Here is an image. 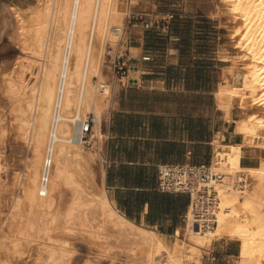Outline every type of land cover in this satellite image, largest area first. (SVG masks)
Listing matches in <instances>:
<instances>
[{"label":"bare ground","instance_id":"bare-ground-1","mask_svg":"<svg viewBox=\"0 0 264 264\" xmlns=\"http://www.w3.org/2000/svg\"><path fill=\"white\" fill-rule=\"evenodd\" d=\"M125 1L36 0L0 9V39L12 27L21 53L0 81L8 102L0 110V155L10 140L17 160L8 186L0 168V264H20L25 255L33 264H198L200 251L224 238L240 242L245 263H261L264 0H214L211 15L228 30L231 53L214 98L226 119L240 110L242 143L216 139L211 163L193 169L183 242L126 217L104 186L102 126L114 88L105 61L129 36ZM243 145L259 153L258 165H241ZM80 243L91 252L86 258Z\"/></svg>","mask_w":264,"mask_h":264},{"label":"crops","instance_id":"crops-1","mask_svg":"<svg viewBox=\"0 0 264 264\" xmlns=\"http://www.w3.org/2000/svg\"><path fill=\"white\" fill-rule=\"evenodd\" d=\"M160 4V0L126 2L127 16L132 17L125 67L115 71L118 81L113 79L102 128L101 160L104 186L115 206L129 219L175 242L192 198L161 191V168L208 166L216 139L224 137L223 143L236 145L242 136L235 132V109L226 119L214 98L225 73L219 66V37L178 28L194 25L163 17ZM214 20L208 17L204 22ZM241 151V165L259 164L255 148L243 145ZM231 242L219 245V258L206 264H232Z\"/></svg>","mask_w":264,"mask_h":264},{"label":"rangeland","instance_id":"rangeland-1","mask_svg":"<svg viewBox=\"0 0 264 264\" xmlns=\"http://www.w3.org/2000/svg\"><path fill=\"white\" fill-rule=\"evenodd\" d=\"M203 1L204 0H160L161 4L159 7L160 8L159 12H161L163 14V17L165 18L173 19L176 21L188 20L190 21L188 23H191L192 25H194V26H186V25L178 26V28L192 29V30L196 28L200 30V32L202 33L209 34L210 37H216V36L219 37L218 42H219V48L221 49V52H219V56L222 59V61L219 63V66L224 67V71H225L224 80H225V78L229 76L228 74L229 71L227 69V66L231 64L230 61L226 59V58H229L231 54L230 50H228L229 49L228 48L229 42H228V37H227L228 30L223 26V24H221L222 21L220 19L215 18L211 15V11L214 9L215 1L207 0L208 1L207 3H206V0L204 2ZM35 2L36 0H0V9L2 8L4 10L6 9L5 10L6 12V11H9L7 9L8 8L10 9L9 6L11 4H17L23 7H29ZM125 2H127V0ZM202 3H205V4H202ZM130 17H132L131 13L128 14V16L125 18L126 28L129 25V22H130L129 20L131 19ZM208 17H212L215 20L213 22H210L209 24H205L206 22H204V20L208 19ZM216 24L220 25L218 29H215L214 27ZM8 32H11L12 34L13 28L12 27L10 28L9 26V28L6 30V32L2 35V38L0 39V81L2 77L1 74L5 72L7 69H9L10 66L12 65V62L14 61V58L21 54L13 38L9 37L10 33L8 34ZM128 40H129V36L124 41L126 48H127ZM125 47H122L119 49L117 48L115 52H111V53L108 52V55L106 57L105 65L108 70L107 74L110 75L112 81L113 79L118 81L115 71H116V67L120 65V62L125 61V57H126ZM119 86L120 84L117 86V88H119ZM7 105H8V102L4 98V91L2 89V84L0 82V110L1 112H4L7 109ZM235 112L237 116L239 113H241L238 108H235ZM103 125H104V122H103ZM12 143H13L12 141L7 140L5 144H3L4 148L2 147L3 150H1V155H0V168H1L2 182L3 184L6 183L5 184L6 186H8L10 183L9 179L11 178V172H12L11 169L15 164H17V160L14 157L15 149L14 151H12L13 149V145L11 146ZM86 146L91 147L90 145H86ZM101 149H102V145H101ZM13 160H16V161H13ZM101 163H102V160H101ZM3 231L4 230H2V232ZM177 241L179 242L186 241V238L183 232L181 233V237H177L176 242ZM227 241H231V240H228L227 238H224L223 240L220 239V240L214 241L210 247L206 249H202L200 251L201 253L199 256L200 259H199L198 264H206L208 262V259H212L213 257H216V259H218L220 256L219 245H222ZM233 241L234 242H231L228 244L229 247L233 246V248H230L229 251L235 254V257H231L232 264H253V263H245V261L242 258L240 242L237 240H233ZM78 250H79V255L82 258H86L88 255L91 254L89 249L81 245V243H80V246L78 247ZM32 255L34 256L36 255V250L32 253ZM30 262L32 261H30V259L25 255L23 259H21L20 264H33V262L32 263ZM189 264H197L196 259H191L189 261ZM259 264H264V261H262Z\"/></svg>","mask_w":264,"mask_h":264},{"label":"built area","instance_id":"built-area-1","mask_svg":"<svg viewBox=\"0 0 264 264\" xmlns=\"http://www.w3.org/2000/svg\"><path fill=\"white\" fill-rule=\"evenodd\" d=\"M125 67V61H121L116 70H122ZM206 166L175 165L164 166L160 170L159 189L164 192H181L187 193L192 198V191L189 188L192 178L193 169L203 168ZM193 201V198H192Z\"/></svg>","mask_w":264,"mask_h":264}]
</instances>
